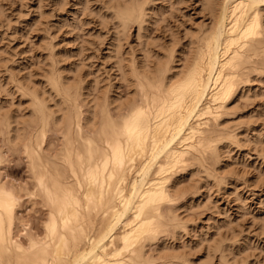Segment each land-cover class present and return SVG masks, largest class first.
Returning a JSON list of instances; mask_svg holds the SVG:
<instances>
[{
    "label": "rangeland",
    "instance_id": "rangeland-1",
    "mask_svg": "<svg viewBox=\"0 0 264 264\" xmlns=\"http://www.w3.org/2000/svg\"><path fill=\"white\" fill-rule=\"evenodd\" d=\"M115 1L117 0H111L113 3ZM50 2L51 0H0V92L11 93L0 96L3 108L13 110L19 115L25 111L28 98L21 93L18 85L21 81L27 83L29 80L30 85L37 84L36 86L42 89L44 75L49 68L46 66H49L47 64L52 61V56L56 58L58 67L64 68L61 69L66 78L69 77L68 80L80 81L82 77L89 90L92 85L96 86L97 92L92 90L91 98L99 91L106 92L110 89L111 95L121 97L120 100L128 99L135 89H130L128 81L123 79L125 76L119 67L120 56L115 50V31L112 26L102 27L103 20H97L91 15L85 16L80 6H74L75 0H67V8L62 12L55 8L51 11L47 7L41 9L42 3ZM59 3L63 5L64 0H59ZM202 3V0H153L148 8L145 27L141 29L137 24L131 28L130 37L128 35L122 47L123 58L130 59L133 54L137 58L147 59L149 55L158 57L162 52L157 42L163 40L165 44L170 45L171 36L175 35L178 39L177 53L182 60H186L191 52L190 39H185L189 31L199 32L203 29L202 26L206 27L205 25H209L213 20ZM83 4L90 5L93 9L96 7L94 0H83ZM84 21H87V25ZM58 28L62 31L57 32ZM53 35L57 39L49 45L48 41L52 40ZM181 64L178 63L179 67L184 65ZM252 80L254 82L246 84L243 91L237 92L230 101L229 112L233 115H225L220 125L221 128L227 125L226 130L229 132L233 129L231 133H236L238 137L237 140L233 139L228 145H224L221 149L224 152L220 150V160L215 159L220 161L216 174L219 173L224 180H228L220 184L214 177L209 176L206 180L196 172L194 176L199 177L198 181H195L196 184L187 171L183 177L184 187L193 181L192 187L197 188L196 191L185 187L189 191L188 198L177 203L180 205L178 212L181 217L191 223L190 230L181 237L174 235L170 230L161 235L158 241L167 239V243L171 245L170 250H175L183 256L184 260L180 264H192L193 261L197 264H261L264 260V181L261 180V168H264V82L259 79V74H253ZM57 134L50 133L48 138L49 141L53 140L54 144L58 141L56 145L60 140V135ZM5 150L7 152L9 149L5 147ZM6 154L10 161L8 167L14 170L22 168L23 172L20 176H16L14 172L6 173L3 179L9 182L8 185L15 180L17 186L22 179L27 182L28 190H32L33 182L28 177L23 152L8 151ZM1 171H5L4 166ZM224 171H227L225 173H228L229 177ZM233 172L237 173V176L232 175ZM238 176H244V179L241 180ZM20 199L17 213L24 222L17 220L15 230L16 235L18 232L20 239L26 243L28 232L43 236L48 213L47 209L41 210V216L38 218L34 213L27 211L24 207L29 203L27 192L24 198L20 196ZM35 203L39 208L41 201ZM213 206L214 210H209ZM26 223L29 224L26 228L28 230L24 231L23 224ZM220 244H227V255L217 250L216 247ZM172 245L175 247L172 248ZM151 246L148 245V252L156 253L153 254L156 258L157 252L154 249L157 246ZM177 263L179 264L177 261L173 262Z\"/></svg>",
    "mask_w": 264,
    "mask_h": 264
},
{
    "label": "snow or ice",
    "instance_id": "snow-or-ice-1",
    "mask_svg": "<svg viewBox=\"0 0 264 264\" xmlns=\"http://www.w3.org/2000/svg\"><path fill=\"white\" fill-rule=\"evenodd\" d=\"M94 2L96 4L95 9L91 8L90 5H84L83 0H75L74 6H80L85 16L91 15L97 20H103L102 27L111 25L115 33L121 37V42L127 38L129 27L144 24L147 15L144 11L147 0H137L134 4L121 5L120 8L114 7V3L110 0H94ZM45 7L50 11L55 8L62 12L67 8V0H64L63 5H60L59 0H51L47 4L42 3L41 9ZM237 7L240 16L244 18V25L239 32L233 26L231 34L227 37L229 44L225 48V56L233 50V46L235 51L231 59L226 60L218 67L211 64L205 65L208 78L211 80L212 72H219L221 76H227L229 81H236L243 76V73L251 75V73L256 72L257 68L245 63L257 59L256 56L252 55L254 50L258 53L260 60L258 65L259 79L264 82V0H247L246 4L244 0H240ZM233 15L235 16V12ZM108 16L112 18L107 19ZM43 18L42 15L41 19ZM77 19L79 20V15ZM237 23L239 24V18H237ZM84 24L87 25V21H84ZM212 27L213 33H215L216 50L219 52L224 33L220 26L214 24ZM59 31L62 29L58 28L57 32ZM213 33H205V35L211 37ZM188 38L192 39L193 52L198 47L201 52L204 51L203 44L198 46L196 44L197 38L190 31L185 39ZM56 39L57 37L53 35L52 40L48 41L49 45ZM171 41L170 45L165 44L163 40L157 42L160 51L166 53L165 56L152 57L149 55L148 63L142 64L139 68L133 64L134 71L128 75L135 76L140 83L128 81L130 89H139L138 93L134 96L130 95L129 99L138 101V105L130 110V114L122 122L120 118H109L99 131L92 132L89 138L84 141L89 147L87 154L89 167L80 184L78 195L71 202L67 195L61 197L63 191L61 185L50 186L40 180L34 190L28 191L27 182L20 180L17 192L21 198H24L27 191L29 203L24 206L27 211L34 213L39 218L41 210L51 208V217L46 226L47 235L42 242L37 243L33 240L25 247L17 239H13L12 219L20 202L15 195L0 191V264H173L167 251L159 252L157 259L149 258L153 254L146 251V245L162 234L160 222L163 221L164 217L160 214V206L165 202H175L162 188L166 183V178L163 177V169L156 173V176L161 177V179H154L151 184L147 182L151 173L149 165L155 162L159 151H162L157 143V134L163 128L160 121H163L164 124L174 121L177 117V110L182 113L186 102L189 100L193 104L199 103L200 91H202L200 85L203 83L206 72L205 69H201L199 59L193 65L191 57L187 60H182L179 57L176 52L178 44L175 35L171 36ZM212 44L213 39H209L207 41L209 52H211ZM245 50H249L247 54ZM174 57L178 63L184 64L182 69L177 70L171 67ZM217 59L219 58L217 57ZM170 71L176 74L175 79L168 77V80H165V76ZM145 76L150 79L148 86L144 84ZM124 79L127 81V76ZM216 79L219 83L220 77L217 76ZM49 80L51 81V77ZM248 82L254 81L248 80ZM53 87L59 95L69 101L73 98V91L75 98L77 100L80 98L78 83L62 85L57 82ZM45 94L47 95V93ZM227 94L229 93L226 92L225 95ZM7 95V92H0V96ZM124 103L123 100L117 101L120 107ZM2 111L7 113L9 109ZM164 113H167L166 120ZM0 127L5 129V135H11L7 131L9 127L7 117L0 119ZM89 127L92 128L94 125H89ZM184 127L186 125L181 116L178 131H183ZM83 137V129H80V138L83 139ZM94 138L97 139H95L93 148ZM16 143L18 144L19 141L17 140ZM39 147L42 146L37 141V148ZM168 147L170 144H165V148ZM195 151L196 149L193 148L194 153ZM212 151L213 160L208 165L209 168H214L215 164V149ZM149 154H151L150 160ZM184 155H188V153H184ZM51 159L54 160L55 158ZM93 161L96 164L95 168L91 167ZM145 161L148 162L145 163ZM193 162H199L198 155L193 156ZM200 163L203 166V162ZM9 164L10 161L0 157V166L5 167V171L0 172V182L2 183H7V180L3 179L6 173L14 172L16 176H20L23 172L22 168L14 170L8 167ZM81 171H83V167ZM73 174L75 175V173ZM200 175L207 179L208 172L202 171ZM232 175L237 176V173L233 172ZM246 175L247 172L244 173V176ZM244 176L237 178L243 180ZM214 178L220 184L224 182L223 177L218 174ZM77 179L80 178L77 177ZM198 179V176H193V181H198ZM261 180L264 181V168H261ZM13 183L16 184L17 181L14 180ZM153 186L160 190L151 191ZM185 187L196 190L193 189L191 183ZM145 188L149 191L145 192ZM176 198H179L178 193ZM36 201H42L39 208L35 203ZM70 206L74 207V211L71 215H66V210ZM57 208H59L60 213L59 219L63 221L62 227L56 222L58 219L56 216ZM209 210H214V206L210 207ZM93 212L97 216L103 215L105 217L110 212L115 213L112 218L113 222L109 226L108 233L101 237L99 244L95 240L92 241L93 250L87 251L73 260L71 257L74 251L82 245L83 233L80 216L83 214L85 220H88ZM125 217H128V220H125ZM78 226L80 227L78 228ZM121 227L125 231V235L121 237L123 246H113L111 255H108V248H100V245L108 239L111 233ZM111 238L116 239L114 235ZM97 248L104 253L103 256L99 255V252L96 251ZM125 254H128L132 259H125ZM209 258L211 260V253H209ZM192 264H197V262L193 261ZM261 264H264V260L261 261Z\"/></svg>",
    "mask_w": 264,
    "mask_h": 264
},
{
    "label": "bare ground",
    "instance_id": "bare-ground-1",
    "mask_svg": "<svg viewBox=\"0 0 264 264\" xmlns=\"http://www.w3.org/2000/svg\"><path fill=\"white\" fill-rule=\"evenodd\" d=\"M136 2L137 0H117L114 2V7L120 8L121 5L127 6L134 4ZM152 2L153 0H147L144 9L146 13L148 12L149 5ZM202 2H203L202 3L203 7L208 9L213 20L209 25L208 24L205 25L206 27L202 26L203 29L200 30L199 32L198 30L197 32L194 31L195 33L192 31L193 32L192 34L197 38L196 44L198 46L203 44L204 51L201 52L198 47L197 50L193 52V48H192L193 42L192 39L189 38L190 39L189 45L191 52L188 55V57L187 56L186 57L187 59L191 57V62L193 65L195 64V61L199 59L201 69H205V65L211 64L212 66L218 67L222 65L226 60L232 58L233 52L235 51L234 46H233V50L230 51L227 56H225V48L229 44V40L227 39V37L231 34L233 26H235L236 31L239 32L240 28L244 25V18L240 16V11L238 10L237 7L238 4L240 3V0H202ZM244 2L246 4L247 0H244ZM234 12H235V16L233 15ZM237 18H239V24L237 23ZM146 21L147 18L145 17L144 24L146 23ZM144 24L143 25L138 24V25L142 29L143 27H145ZM214 24L220 26L224 33V38H222V43L219 52H217L216 50V42L214 40L215 33H213V27H212ZM132 27H129L128 35L130 34V30ZM205 33H213V36L211 37L206 36ZM127 38L124 39L123 42H121V37L115 33V43H116L115 50L117 51V55L119 54L120 56V59H118V61H120L121 66L119 67L122 70L123 73L122 75L127 76V81H135L136 84H139L140 82L136 80L135 76L128 74L134 71L133 64L137 65V68H139V66H141L142 64L148 63V58L147 59L142 57L137 58L136 55L133 54L134 56L132 55L130 59L128 58L124 59L122 56V47L124 42L127 40ZM209 39H213L211 52L208 51V45H207V41ZM248 51L249 50H245V53L247 54ZM176 52H178L177 49ZM165 55L166 53H161L159 56H165ZM252 55L256 56L257 59L251 62L246 61L245 63L248 66L257 68L256 72L251 73V75H249L248 73H243V76L237 79L236 81H229L227 76H221L219 72H212L211 80H209L207 75V70L205 69L206 74L204 76L203 83L200 85L202 91H200L199 103L193 104L191 103V100H189L188 102H186V105L182 113H180L179 110H177V117L174 121H170L167 124H164L163 121H160V123L163 124V128L157 134V143L159 144V148L162 151H159L158 157L155 160V162L149 165L151 169V173L147 182L151 184L152 180L161 179V177L156 176V173L159 172L161 169H163V177L166 178V183L162 186V188L168 193L170 198L175 200L174 203L165 202L160 206L161 207L160 214L164 217L163 221L160 222L162 227L161 235L168 233L171 230L174 232V235L181 237L184 233L190 230L191 223H189L188 220H185L183 217H181V213L178 212L180 210V205H177L179 201L188 198L187 195L189 194V191H187V189H185V187L183 186V179H184L183 177H185L186 171L189 172V175L191 177H193L196 172L200 174V172L202 171H207L208 177L209 176L214 177L218 172L217 164L218 162L220 163V161L215 160L214 168L208 167V165L213 160L212 150L215 149V159H217L219 157L220 150L224 147V145L226 144L228 145V143L232 142L233 139L234 140L238 139L236 133L234 132H233L234 134L231 133L233 129L228 132L226 130L227 128H225V126L228 127L227 125H225L223 128H221L222 126L220 125L222 124L223 117L225 115L229 116L230 114L229 103H231L230 101L233 99L235 94L237 92H240L241 90L243 91V88H245L246 84L248 85L249 83L248 80H252L253 74L255 75L259 74L258 65L260 64V60L258 58V53H256L253 50ZM52 57H51L52 61H50V64H47L49 66H46L49 68L48 71L46 69L47 73L46 75H44L45 79L42 89H40V87L38 88L36 86L37 84L36 85L33 84L35 85L34 87L33 85H30L28 83L29 80L27 81V83H22V81L21 83L20 81L18 82L20 83V85L18 84L17 85L19 86V89L22 90L21 93L28 98V99L26 98L28 105L26 104L27 106L25 107V111L21 115H19L13 110H9L7 113H4L2 110L5 108H3L2 104L0 103V119L7 117V120L9 122V127L7 131L11 133V135H5L4 134L5 129L3 127H0V157H3L5 160L8 161L9 157H7L8 154H6L8 153V151L23 152L26 158V164L29 173L28 177L33 182L32 190L35 189L37 183L40 180H43L46 185H50V186L61 185L63 186L61 197L67 195L71 202L78 195L80 191V184L83 181V177L87 174V170L89 167V159L87 155L89 151V147L85 144L84 141L89 138L92 132L99 131V129H101L107 123L109 118L111 119L120 118L122 122L123 119L130 114V110H132L134 106L138 105V101L130 100L128 96V99L124 100L122 98V100L125 101V103L122 107H120L118 106L117 101H120L121 97L119 98L118 96L111 95L110 89H107L106 92L99 91L100 92V93L98 92L99 94L97 93L96 96L91 98L92 90H95L96 86L92 85L91 90H89L86 81L84 80L85 81L84 82L81 76H80L81 77L80 81H71L72 79L68 80L69 77L66 78V76L63 74V70L61 69L63 67L61 68L58 67L59 64L55 62L56 58L54 59V56ZM217 57L219 59H217ZM179 66L180 65H178V62L174 57L171 67L177 70L182 69L184 67V65L182 67ZM175 75H176L175 73L170 71L165 76V80H168V77H172L173 79H175ZM217 76L220 77L219 83L217 82L216 79ZM49 77H51V81L49 80ZM11 80H9V82ZM14 81L16 82L15 78ZM57 82L61 83L62 85L70 84L73 82L78 83L79 97H80L79 100L75 98L74 91H73V98L71 101L59 95L58 91L53 87V85L56 84ZM144 84L145 86H148L150 84V79L148 76L144 77ZM4 85L5 84H3V86ZM0 86H2L1 82H0ZM134 89H133L134 92H131L132 96L136 95L139 91L138 88H134ZM96 90L93 92H97ZM148 90L150 91L151 89L149 88ZM226 92H228L229 94L225 95ZM45 93H47V95ZM9 95H11V93ZM53 101L56 102L54 103ZM61 105H63V107H61ZM18 106L17 108L20 107ZM118 107L119 110H117ZM231 114L233 115V113ZM163 115H164V119L166 120L167 113H164ZM181 116L184 119V123L186 127H184L183 131H178L180 126ZM188 117L191 118L189 119ZM231 123L232 122L230 121V124ZM58 125H60V127H58ZM89 125H94V127L90 128ZM234 126L235 125L233 126L231 125V127L233 128ZM237 126L235 127L237 128ZM80 129H83L84 132L83 139L80 138ZM50 133L51 134L58 133L60 135V140L58 145H56L58 141L55 142V144L53 140L49 141L48 138ZM174 136H175V141L173 142ZM97 138H94V142L92 146L93 148L95 146V139ZM17 140L19 141L18 144L16 143ZM37 141H39V144L42 147L37 148ZM165 144H170V147L165 148ZM5 147L9 149L7 152L5 150ZM193 148L196 149L195 153L193 152ZM221 152L224 151L221 150ZM184 153H188V155H184ZM194 155L199 156V162H193ZM81 157H83V159H81ZM51 158H55V159L53 160ZM150 159H151V154H149V160ZM147 162L148 161H145V163ZM200 162H203V166L201 165ZM95 166L96 164L93 161L91 163V167L95 168ZM82 167H83V171H81ZM1 168L2 166H0V172H2ZM194 169L196 170L194 171ZM225 172L227 171H224V174ZM73 173H75V175ZM77 177H79L80 179L78 180ZM227 177L229 176L227 175ZM227 180L225 179L224 183ZM8 183L9 182L7 183L0 182V191H2L3 193H11L15 195L20 202L21 200L20 195L17 192L19 184L17 186L16 184H13V182L10 185H8ZM194 183L196 182L194 181ZM196 184L194 186H196ZM158 190L160 189H157L155 186H153V188L151 189V191H158ZM144 191L147 192L149 191V189L145 188ZM177 193L179 194L178 199L176 198ZM17 209L13 214L12 225H11L13 239H17L18 242L24 244L25 247H27L28 244L33 240L36 241L37 243L42 242L47 235L46 226L51 217V208L47 209L48 214H47V219L45 220V227H44L45 233L43 234V236L42 235L38 236L37 233H36L37 235L35 234L33 235L30 234L31 232L30 233L28 232L29 237L27 240L28 242L26 241V243H24L25 241L23 242L22 239H20V234H18V232L16 235V230H15L16 222L17 220L23 221L18 216ZM73 211H74V207L70 206L66 210V215H71ZM114 215L115 213L110 212L107 217L103 215L97 216L96 213L93 212L88 220H85L83 214L80 216V220L82 222L81 230L83 233L82 245L78 248V250L74 251L71 259L75 260L78 258V256L82 255L83 253L93 250L94 247L92 244L93 240H95L99 244L101 237L104 236L106 233H108V229L110 224L113 222L112 218ZM56 216L58 217L56 222L62 227L63 221L59 219L60 216L59 208H57L56 210ZM125 220H128V217H125ZM121 223L123 224L124 222ZM28 225L29 224L27 223L23 224L22 230L25 231ZM79 227L80 226H78V228ZM27 230L28 229H26V231ZM128 231H131V229H128ZM113 235L116 237L115 240L111 238V236ZM124 235H125L124 229L122 227L118 228L115 232L109 235L108 239L104 240L103 244L100 245V248L107 247L108 255H111L113 251V246L116 245L120 247L123 246L121 237H123ZM161 235H159L155 240L150 241L148 245L152 247L151 245L155 246L156 244L157 248L155 247L156 249H154V251H156L157 254L159 252L167 251L170 254L169 259H171L175 263L176 261L179 262V264L182 263V261L184 260L183 256L175 250H170L171 245L167 243L166 238H164L162 242H158L161 238ZM148 245H146L147 253H149L147 249ZM174 247L175 246H173L172 248ZM216 248L223 255H225L227 250V244L217 245ZM96 251L99 252L100 256L104 255V253L101 252L99 248H97ZM152 254H154V252ZM154 255H152V257L149 258L152 259L158 258V257L155 258ZM124 258L128 260L132 259L131 257L128 256V254H125Z\"/></svg>",
    "mask_w": 264,
    "mask_h": 264
}]
</instances>
